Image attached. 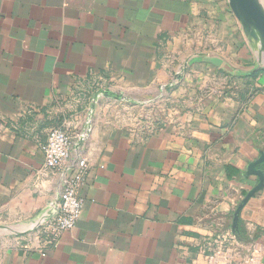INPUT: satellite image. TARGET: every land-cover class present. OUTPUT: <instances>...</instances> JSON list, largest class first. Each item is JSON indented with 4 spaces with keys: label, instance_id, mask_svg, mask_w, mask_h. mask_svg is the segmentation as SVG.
<instances>
[{
    "label": "crops",
    "instance_id": "obj_1",
    "mask_svg": "<svg viewBox=\"0 0 264 264\" xmlns=\"http://www.w3.org/2000/svg\"><path fill=\"white\" fill-rule=\"evenodd\" d=\"M91 123L81 217L46 242L42 145ZM263 153L264 48L231 0H0V264H264Z\"/></svg>",
    "mask_w": 264,
    "mask_h": 264
},
{
    "label": "built area",
    "instance_id": "obj_2",
    "mask_svg": "<svg viewBox=\"0 0 264 264\" xmlns=\"http://www.w3.org/2000/svg\"><path fill=\"white\" fill-rule=\"evenodd\" d=\"M92 123L84 128L69 131L55 127L48 134L42 145L45 168L58 174V198L50 205L53 213L40 224V238L46 242H55L66 231L73 230L81 217L84 198L80 188L86 182L89 160L83 154V148L92 135ZM234 236L222 235L209 242L215 247V254L225 253L230 261L238 248ZM222 249V252L219 250ZM233 261V259H232ZM234 262V261H233Z\"/></svg>",
    "mask_w": 264,
    "mask_h": 264
},
{
    "label": "water",
    "instance_id": "obj_3",
    "mask_svg": "<svg viewBox=\"0 0 264 264\" xmlns=\"http://www.w3.org/2000/svg\"><path fill=\"white\" fill-rule=\"evenodd\" d=\"M231 2L239 17L247 23V30L253 35L254 33L259 34L261 45L264 48V8L261 2L256 0H231ZM263 162L264 153L250 165L252 170L260 176V183L246 196V200L264 184V172L257 168V165Z\"/></svg>",
    "mask_w": 264,
    "mask_h": 264
},
{
    "label": "rangeland",
    "instance_id": "obj_4",
    "mask_svg": "<svg viewBox=\"0 0 264 264\" xmlns=\"http://www.w3.org/2000/svg\"><path fill=\"white\" fill-rule=\"evenodd\" d=\"M256 1H258V2H261L262 3V0H256ZM12 238V235H10V234H4V233H1L0 232V245H1V243H6V242H11V240L10 239Z\"/></svg>",
    "mask_w": 264,
    "mask_h": 264
},
{
    "label": "trees",
    "instance_id": "obj_5",
    "mask_svg": "<svg viewBox=\"0 0 264 264\" xmlns=\"http://www.w3.org/2000/svg\"><path fill=\"white\" fill-rule=\"evenodd\" d=\"M260 167H264V162L260 164ZM228 172L230 175L237 173V169L233 166H228Z\"/></svg>",
    "mask_w": 264,
    "mask_h": 264
}]
</instances>
